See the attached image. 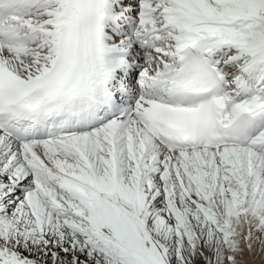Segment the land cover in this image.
<instances>
[{"label":"snow or ice","instance_id":"snow-or-ice-1","mask_svg":"<svg viewBox=\"0 0 264 264\" xmlns=\"http://www.w3.org/2000/svg\"><path fill=\"white\" fill-rule=\"evenodd\" d=\"M0 264H264V0H0Z\"/></svg>","mask_w":264,"mask_h":264}]
</instances>
